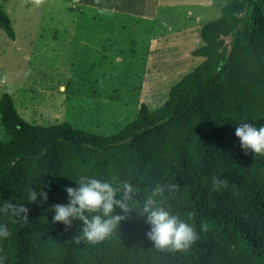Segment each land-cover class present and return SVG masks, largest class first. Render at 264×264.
Instances as JSON below:
<instances>
[{
	"label": "trees",
	"instance_id": "obj_1",
	"mask_svg": "<svg viewBox=\"0 0 264 264\" xmlns=\"http://www.w3.org/2000/svg\"><path fill=\"white\" fill-rule=\"evenodd\" d=\"M0 27L15 38L1 6ZM199 36L190 54L200 62L169 86L160 105L141 102L110 134L29 122L8 92L0 96V206L29 209L26 222L0 213L11 233L0 238L2 264H264V156L246 153L234 134L242 119L264 125V0H227ZM82 174L130 179L141 198L155 183H175L165 206L198 231L202 221L208 229L187 251H158L146 236V217L134 210L111 238L75 244L82 222L53 223L52 206L68 202L64 189L78 187ZM214 176L228 187L213 191ZM30 187H43L47 201L29 202Z\"/></svg>",
	"mask_w": 264,
	"mask_h": 264
},
{
	"label": "rangeland",
	"instance_id": "obj_2",
	"mask_svg": "<svg viewBox=\"0 0 264 264\" xmlns=\"http://www.w3.org/2000/svg\"><path fill=\"white\" fill-rule=\"evenodd\" d=\"M226 2L0 0L15 32L0 27V96L29 122L113 133L200 62L199 28Z\"/></svg>",
	"mask_w": 264,
	"mask_h": 264
},
{
	"label": "clouds",
	"instance_id": "obj_3",
	"mask_svg": "<svg viewBox=\"0 0 264 264\" xmlns=\"http://www.w3.org/2000/svg\"><path fill=\"white\" fill-rule=\"evenodd\" d=\"M37 6L43 0H33ZM242 119L235 127V136L239 138L240 147L247 153L264 156V125L256 127ZM78 187H66L67 203H57L52 206L54 215L52 222L63 223L71 227L73 220L82 222L79 235L72 238L73 243L100 244L111 238L118 230L121 221L129 219V213L136 211L146 217L145 223L150 225L146 232L147 238L153 242L158 251H187L199 239L200 232H206L208 225L201 222L197 227L182 219L178 214L165 206L168 199L166 193L174 194L178 190L175 183H155L151 189H144L145 195L141 198V189L130 179L105 180L96 176L80 175L74 179ZM212 190L219 191L228 187V180L221 176H214L211 181ZM46 202L48 193L42 187L39 192L31 188L27 200ZM120 209L123 214L117 213ZM29 209L20 203L5 201L0 206V213L11 215L27 221ZM191 219L193 214H188ZM11 235L7 224H0V238L7 239ZM4 257H0L2 264Z\"/></svg>",
	"mask_w": 264,
	"mask_h": 264
}]
</instances>
